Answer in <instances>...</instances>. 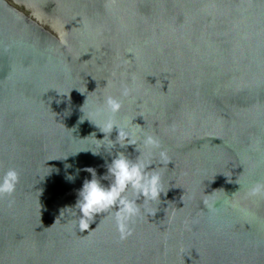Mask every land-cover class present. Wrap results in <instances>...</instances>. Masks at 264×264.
Masks as SVG:
<instances>
[{
	"label": "water",
	"instance_id": "95a60500",
	"mask_svg": "<svg viewBox=\"0 0 264 264\" xmlns=\"http://www.w3.org/2000/svg\"><path fill=\"white\" fill-rule=\"evenodd\" d=\"M108 95L123 105L115 118L170 157L166 194L137 201L123 240L110 215L89 233L74 209L60 216L84 169L99 177L116 152L139 155H109L81 122L86 98L87 114ZM10 168L0 264H264V194L249 196L264 183V0H0V173Z\"/></svg>",
	"mask_w": 264,
	"mask_h": 264
},
{
	"label": "clouds",
	"instance_id": "9594fccd",
	"mask_svg": "<svg viewBox=\"0 0 264 264\" xmlns=\"http://www.w3.org/2000/svg\"><path fill=\"white\" fill-rule=\"evenodd\" d=\"M106 86H108L107 82ZM132 91L133 89L123 86L120 95L128 97ZM79 92L84 94V92ZM85 102L81 108L83 113L81 122L85 119L88 120L104 134L103 139H96V137L95 139L107 141L106 151L109 155L112 154V149L116 145H119L120 148H126L129 145L135 146L139 155L135 159H131L123 151L116 152L111 162L106 164V173L99 177L94 168L84 169L91 174V179L84 180L78 191L74 207L61 210L60 216L64 210L74 209L73 215L77 217L76 227L79 232L89 233L92 230L90 225L95 222L98 215H110L115 222L120 239L123 240L132 235L131 226L142 215L141 204H138L137 201L143 198L142 204L148 205L151 202L160 201L161 195L166 194L162 175L158 168L168 167L170 157L166 151L161 150L159 139L145 133L139 124L133 123L134 119L121 121L115 118L123 106L121 100L111 95L105 96L102 102L93 105L87 114L83 111ZM114 129L117 131L115 140L110 139ZM100 146L104 147V145ZM139 146L148 149L147 154L142 152ZM154 150H158V163L153 162L155 159ZM91 153L99 154L94 151ZM153 165L156 167H152ZM68 179L72 180L74 177L69 176ZM102 181H107V185ZM18 183L19 173L14 168L0 173V198L11 196ZM261 194H264V183L258 182L249 190V196L255 197ZM13 203L14 201H10L9 206L11 207ZM204 203L210 211L215 210L216 202L210 203L205 200ZM232 206L237 207L235 204ZM144 211L148 215L155 214L147 208Z\"/></svg>",
	"mask_w": 264,
	"mask_h": 264
}]
</instances>
